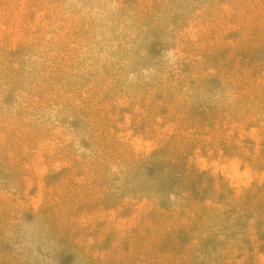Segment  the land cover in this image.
I'll return each instance as SVG.
<instances>
[{
	"label": "rangeland",
	"instance_id": "rangeland-1",
	"mask_svg": "<svg viewBox=\"0 0 264 264\" xmlns=\"http://www.w3.org/2000/svg\"><path fill=\"white\" fill-rule=\"evenodd\" d=\"M0 264H264V0H0Z\"/></svg>",
	"mask_w": 264,
	"mask_h": 264
},
{
	"label": "bare ground",
	"instance_id": "bare-ground-1",
	"mask_svg": "<svg viewBox=\"0 0 264 264\" xmlns=\"http://www.w3.org/2000/svg\"><path fill=\"white\" fill-rule=\"evenodd\" d=\"M234 166H235V165H233V168H232V172H233V174H234Z\"/></svg>",
	"mask_w": 264,
	"mask_h": 264
}]
</instances>
